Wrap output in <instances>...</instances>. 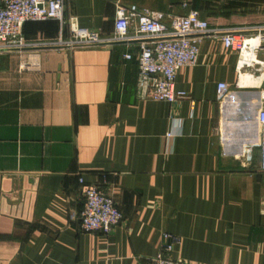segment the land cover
Instances as JSON below:
<instances>
[{"label":"crops","instance_id":"crops-1","mask_svg":"<svg viewBox=\"0 0 264 264\" xmlns=\"http://www.w3.org/2000/svg\"><path fill=\"white\" fill-rule=\"evenodd\" d=\"M116 1L169 15L194 9L216 33L177 72L174 88L188 97L169 104L136 94L138 40L56 47L44 43L58 39L57 21L24 23L37 45L0 51V264H155L162 232L181 237L171 257L186 263L264 264V71L238 67L219 34L264 26V0H65L64 17L107 39ZM33 56L39 67L22 68ZM219 82L228 88L217 99ZM170 117L181 134L167 149ZM85 185L122 212L108 234L68 219Z\"/></svg>","mask_w":264,"mask_h":264},{"label":"built area","instance_id":"built-area-1","mask_svg":"<svg viewBox=\"0 0 264 264\" xmlns=\"http://www.w3.org/2000/svg\"><path fill=\"white\" fill-rule=\"evenodd\" d=\"M114 33L110 38H101L95 30L79 27L74 17H64L65 0H0V51L25 50L35 47L36 43L25 41L23 25L28 21L55 20L59 36L55 42L44 43L56 47L82 48L106 45L114 42L138 40L136 94L142 100L164 101L169 104L188 95L176 90L174 82L177 72L185 66L196 65L199 44L205 35L216 33L198 11L188 9L185 14H164L159 11L139 8L135 4L123 5L115 2ZM180 5L187 8L188 1ZM67 23L69 39L62 33ZM223 47L238 54V67L259 64L264 71V60L257 59L264 52V26L256 25L239 30L219 32ZM129 53L124 58L129 59ZM22 68H38L35 57L22 63ZM225 82L217 83L216 97L220 99L227 91ZM260 127L258 167L264 171V108L257 114ZM181 134V122L170 117V125L164 134L168 149L170 141ZM167 152V151H166ZM83 184V179L78 178ZM68 219L77 223L83 232L108 234L122 219V212L111 196L97 185H85L83 204L79 210H70ZM181 237L170 232H162L160 246L154 257L155 264H195L186 263L171 257Z\"/></svg>","mask_w":264,"mask_h":264}]
</instances>
